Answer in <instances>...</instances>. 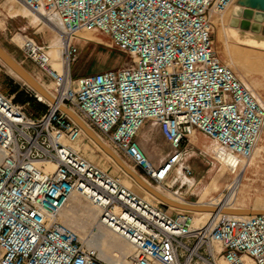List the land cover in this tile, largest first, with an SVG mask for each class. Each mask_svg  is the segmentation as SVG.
Here are the masks:
<instances>
[{"label": "built area", "instance_id": "obj_1", "mask_svg": "<svg viewBox=\"0 0 264 264\" xmlns=\"http://www.w3.org/2000/svg\"><path fill=\"white\" fill-rule=\"evenodd\" d=\"M17 1L55 16L68 44L62 72L52 66L51 45L24 36L20 47L55 83L56 104L35 94L45 113L35 116L0 89V264H106L60 220L74 195L132 247L127 264H264V215H221L196 226L192 212L162 211L64 143L83 130L62 107L158 186H169L179 167L193 176L182 166L183 145L197 132L210 139L221 165L235 171L250 160L264 132V102L221 60L213 39L215 17L237 0ZM81 30L109 36L130 64L73 78V39ZM149 123L172 149L161 165L139 142ZM37 162L56 168L46 172Z\"/></svg>", "mask_w": 264, "mask_h": 264}, {"label": "rangeland", "instance_id": "obj_2", "mask_svg": "<svg viewBox=\"0 0 264 264\" xmlns=\"http://www.w3.org/2000/svg\"><path fill=\"white\" fill-rule=\"evenodd\" d=\"M26 9L27 8L17 0H0V46L36 80L55 94L56 86L54 81L46 78L43 75L44 72L24 56L20 47H22L24 36L34 38L41 43L53 47V42L55 41V43H57L59 37L49 27V25L54 27V25L50 24L49 20H56V17L52 14H45L44 16L37 15L40 18L39 20L34 17V13ZM234 9L235 5L222 16L215 17L216 29L213 35L214 45L221 60L232 67L246 84L249 83L253 87V91L258 98L262 95V99H259L264 102V44L249 45L248 43L250 40L246 37H242V35L238 33L241 29L235 24L236 17L233 15ZM59 29L62 30L61 27H59ZM87 31V33L81 34L73 39L74 45L78 48L77 61L71 63L70 66L73 78L116 70L130 64L128 55L113 45L109 36L95 30ZM54 51V48L51 49V57L53 60ZM241 68L248 73L246 77ZM0 71L2 73L0 89L3 93L8 94L7 89L10 86L11 88L18 87L20 90L35 97V93L31 88L11 73L7 65L1 60ZM26 108L30 111L29 106H26ZM140 142L147 157L156 165H161L166 160L167 156L172 153V149L159 127L153 123L146 125ZM80 143L82 149L78 150L77 153L99 168L107 171L113 177L119 179L121 184L130 191L133 190L131 185L133 180L127 177L129 182H126L124 174L103 155L87 136L85 138L80 137L76 141L67 144L73 148H78L81 146L79 145ZM194 144V139H191L190 142L187 141L183 145V147L187 146L186 154L192 155L188 162L191 164L194 171V179H190L193 185L191 189H189L188 194H186L188 188L184 187V191H182L183 195L191 196L190 199L193 200L194 203L199 202L198 204H215L220 206L227 202L230 208L264 209V134L260 138L257 145L258 148L256 147L257 151H254L252 158L246 161L245 167L241 170L243 171L241 186L234 191L235 193H233L230 198L229 196L233 191L237 174L232 175L228 167L226 168L214 159L212 142L210 140L202 138L196 143V146ZM259 147H261L260 152ZM135 170L138 174L142 175L139 169ZM149 184L169 197L190 203L181 198L182 195L176 193L175 190L171 189L169 186H158L152 182ZM133 193L135 194V192ZM136 195L142 198L138 193ZM144 200L147 201L145 198ZM68 205L69 207L64 209L61 213L60 220L78 234L84 246L95 250L98 257L106 264H127V257L130 255L125 254L122 247L123 245H128V243L121 237L115 234L118 241H120L118 246H103L96 238L92 237L95 231H92L91 234L86 233L82 230L83 225L81 226V224L73 222L71 218H69V212L76 207L85 206L97 208L82 195H74ZM154 205H157L168 213H175L173 209L169 210L162 208L158 204ZM197 220L199 222L196 226H202L209 218L203 219L197 217ZM102 228L105 231L108 230L107 232H111L105 227ZM110 234L114 233L111 232ZM222 262L225 261H220V263Z\"/></svg>", "mask_w": 264, "mask_h": 264}, {"label": "bare ground", "instance_id": "obj_3", "mask_svg": "<svg viewBox=\"0 0 264 264\" xmlns=\"http://www.w3.org/2000/svg\"><path fill=\"white\" fill-rule=\"evenodd\" d=\"M234 5H236V7H235V9H234V11H233V15H236L237 14V12H238V10H239V7H238V5L236 4V2L232 5V6H234ZM231 6V7H232ZM230 7V8H231ZM229 8V9H230ZM228 9V10H229ZM27 10V9H26ZM29 11V10H28ZM34 17L36 18V19H39L40 20V18L37 16V15H35L34 14ZM51 17V16H50ZM50 21V24H52V25H54V27L52 26H50L49 25V27L52 29V31H54V33H56V35H58V37H59V41L57 42V43H54L53 44V47L51 46V48L53 49H55V51H54V60H53V58H52V66H53V68L54 69H56L57 71H59V72H62L63 71V61H62V53H63V51H64V49H66V47H67V44H68V41H65L64 40V38H61V34L59 33V31H61V29H59V27H61V24L59 23V21L57 20V18H56V20H49ZM56 25V26H55ZM57 26H58V29H59V31H58V29H57ZM230 27H232V26H230ZM233 28H236V27H233ZM239 29H240V27H239ZM241 31H245V32H251V31H246V30H242L241 29ZM88 31L87 30H81V31H79L78 33H77V35L79 36V35H81V34H84V33H87ZM251 33H253V32H251ZM253 34H261V35H263L264 36V34H262V33H253ZM19 40V39H18ZM21 40V39H20ZM22 44H23V42H22ZM61 49H62V51H61ZM1 60V59H0ZM2 61V60H1ZM236 62V61H235ZM237 62H239V61H237ZM8 67V66H7ZM9 68V67H8ZM242 69V72H243V74H244V76L246 77V75L248 74L247 72H245L244 70H243V68H241ZM9 70L11 71V73H13L18 79H20L21 81H23L12 69H10L9 68ZM38 81V80H37ZM24 82V81H23ZM39 82V81H38ZM40 83V82H39ZM41 84V83H40ZM42 85V87L46 90V92L53 98V99H55V97H56V95L55 94H53L49 89H47L43 84H41ZM247 86L249 87V88H251L252 90H253V87L249 84V83H247ZM37 97H38V99L40 100V101H42V102H47V100L43 97V96H41L40 94H37ZM260 98V97H259ZM70 110V109H69ZM72 113H74L72 110H70ZM75 114V113H74ZM76 115V114H75ZM77 116V115H76ZM78 117V116H77ZM79 118V117H78ZM80 119V118H79ZM83 123H84V121L82 120V119H80ZM85 124V123H84ZM86 125V124H85ZM87 126V125H86ZM88 127V126H87ZM94 133V132H93ZM95 134V133H94ZM96 135V134H95ZM87 136V134L83 131V134H82V136L81 137H83V138H85ZM97 136V135H96ZM87 138H89L88 136H87ZM97 138L107 147V148H109L115 155H117L115 152H114V150L109 146V144L108 143H106L104 140H102V138H100L99 136H97ZM95 145H96V147H98V149L103 153V155L119 170V171H121L123 174H124V178H125V180H126V182H129V180L127 179V177L128 178H130L131 180H133V182H132V189L134 190H132L133 192H135V194H137L138 193V195H141V197L144 199H146L147 201H149L150 203H152V205H154V204H158V205H160L162 208H165V209H173V211L174 212H179V211H184V210H179V209H177V208H174V207H171V206H169V205H167V204H165L164 202H162V201H160V200H158L156 197H154L151 193H149L147 190H145L143 187H141L138 183H136L135 181H134V179L130 176V175H128L117 163H116V161L110 156V155H108L99 145H97L91 138H89ZM64 143L67 145V146H69L67 143H69V141L68 140H66V141H64ZM79 145H81V143L79 144ZM69 147H71V146H69ZM73 150H75L76 152H78V150H80V149H82V145L81 146H79L78 148L77 147H75V148H73V147H71ZM258 148V147H257ZM256 150V149H255ZM260 150H261V147H259V152H260ZM257 151V150H256ZM84 152H86V151H84ZM1 154H0V161H1ZM117 157H118V155H117ZM88 160V159H87ZM122 160V159H121ZM123 161V160H122ZM123 163L130 169V170H132L133 172H135L136 174H138L136 171H135V169L133 168V167H131L129 164H127V163H125L124 161H123ZM36 166L39 168V169H42L43 168V166L45 167V168H43L46 172H53L54 170H55V168H56V165L55 164H53V163H47V164H43L42 162H37L36 163ZM226 168H227V166L226 165H224ZM245 167V162L243 161L240 165H238L237 167H236V169H235V171H233V170H229V171H231V173H232V175H236L237 174V178H236V182H235V185H234V187H233V191L231 192V194H230V196H229V198L233 195V193H235L234 191L238 188V187H240L241 186V184H242V180H243V171H241V170H243V168ZM241 171V172H240ZM144 181H145V183H147L149 186H151L150 184H149V182L145 179V178H143V177H141ZM152 187V186H151ZM243 187V186H242ZM152 188H154V187H152ZM155 189V188H154ZM156 191H158L159 193H161L162 195H164L165 197H167V198H169V199H171V200H173V201H177V202H182L181 200H176V199H174V198H172V197H169V196H167V195H165V194H163L160 190H158V189H155ZM73 197V196H72ZM71 197V198H72ZM71 198H70V200H71ZM228 199V198H227ZM69 200V201H70ZM68 204H69V202H68ZM67 204V206L65 207V209L67 208V207H69V205ZM201 205H206V204H201ZM155 207H157V208H159V209H161L160 207H158L157 205H154ZM209 206H214V207H217L218 205H215V204H209ZM220 206H222L223 208H230L229 207V205L227 204V202H225V204H222V205H220ZM232 209H238V208H232ZM242 209H245V208H242ZM162 211H164L163 209H161ZM166 212V211H165ZM194 215H195V225L199 222L198 220H197V217H199V218H209V220L204 224V225H208V223H210L209 225H213V223L222 215L221 213H218V214H216V215H214V214H212V213H210V212H192ZM69 214H70V217L69 218H71V220L73 221V222H76V223H79V224H81V226L83 225V228H82V230L84 231V232H86V233H89V234H91V232L93 231H95L93 234H92V237H94V238H96L103 246H107V247H109V246H118L119 245V243H120V241H118V238L115 236V234H110L111 232H107V231H105V230H103V228L99 225V223H98V217H99V214H100V211L98 210V209H95V208H89V207H85V206H81V207H76V208H74V209H71V211L69 212ZM73 222H71V223H73ZM76 223H75V225H76ZM78 226V225H77ZM105 229V228H104ZM80 230V229H79ZM120 237V236H119ZM123 239V238H122ZM124 240V239H123ZM125 241V240H124ZM127 243V242H126ZM123 250H124V252H125V254H127V255H131L132 254V247L128 244V245H123ZM220 264H227L226 262H222V263H220Z\"/></svg>", "mask_w": 264, "mask_h": 264}, {"label": "water", "instance_id": "obj_4", "mask_svg": "<svg viewBox=\"0 0 264 264\" xmlns=\"http://www.w3.org/2000/svg\"><path fill=\"white\" fill-rule=\"evenodd\" d=\"M236 4L238 5L239 10L235 15V24H237L242 30L264 34V0H237ZM0 59L5 65L12 69L36 95L40 94L49 103L56 104V100L46 92L42 85L23 66H21L15 59H13L1 46ZM62 111L67 114L87 134L89 138H91L108 155H110L116 161V163L134 179L136 183H138L141 187H143L154 197L164 202L165 204L179 210H184L186 212H210L214 215L221 213L222 215L227 216L264 215V209H232L223 208L222 206L214 207L209 205H201L198 203L177 202L165 197L154 188L149 186L147 183H145L140 174H136L135 172L130 170L123 163V161L119 157H117V155H115L109 148H107L74 113H72L66 107H62Z\"/></svg>", "mask_w": 264, "mask_h": 264}, {"label": "crops", "instance_id": "obj_5", "mask_svg": "<svg viewBox=\"0 0 264 264\" xmlns=\"http://www.w3.org/2000/svg\"><path fill=\"white\" fill-rule=\"evenodd\" d=\"M235 7H236V5H235ZM25 31V30H24ZM243 32V33H242ZM238 33H240L241 35H242V37H246V38H248L250 41H249V45H255V44H258V45H263L264 44V37L261 35V34H253V33H251V32H245V31H241V30H239L238 31ZM55 43V41L53 42V44ZM45 44V43H44ZM46 78H48V79H51L46 73H44L43 74ZM261 95V94H260ZM260 97V96H259ZM261 97H262V95H261ZM260 97V98H261ZM262 99V98H261ZM145 129V128H144ZM143 129V130H144ZM143 130H142V132H141V134H140V138H141V136L143 135ZM263 134H264V132H263ZM262 134V135H263ZM140 138H139V142H140ZM202 138H206L207 140H210L208 137H206L205 135H203L202 133H200V132H197V133H195L192 137H190L189 138V140H188V142H190L191 141V139H194V141H195V146L197 145L196 143H198V141L200 140V139H202ZM186 143V142H185ZM184 143V144H185ZM140 144H141V142H140ZM186 148H187V146L186 147H183V154H184V156H183V160H182V166H189L191 169H192V166H191V164L188 162L189 161V159L192 157V155L190 154V155H187L186 153H187V150H186ZM193 170V169H192ZM193 173H194V171H193ZM181 178H184V179H181ZM194 179V176H192V177H190V178H188V177H185L184 175H183V172H182V168L181 167H179L175 172H174V174H173V176H172V178H171V180H170V182H169V187L171 188V189H174L175 190V192L176 193H180L181 195H182V197L181 198H183L185 201H188V202H190V203H194V201L193 200H191L190 198H191V196H185V195H183V192L182 191H184L183 189H184V187L185 188H188V190L186 191V194H188L189 192V189H191V187H192V185H193V183H191L190 182V179ZM187 181V182H185V181ZM195 203H199V202H195Z\"/></svg>", "mask_w": 264, "mask_h": 264}, {"label": "trees", "instance_id": "obj_6", "mask_svg": "<svg viewBox=\"0 0 264 264\" xmlns=\"http://www.w3.org/2000/svg\"><path fill=\"white\" fill-rule=\"evenodd\" d=\"M8 95L14 96V102L19 105L29 106L30 112L35 116H39L45 113L48 109L47 105L38 102L35 97H32L25 91L20 90L18 87L11 88L10 86L7 89Z\"/></svg>", "mask_w": 264, "mask_h": 264}]
</instances>
